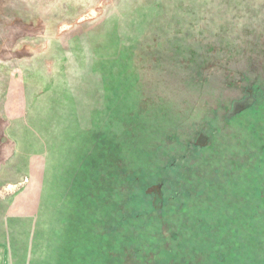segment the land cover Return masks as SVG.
I'll list each match as a JSON object with an SVG mask.
<instances>
[{
  "label": "rangeland",
  "instance_id": "obj_1",
  "mask_svg": "<svg viewBox=\"0 0 264 264\" xmlns=\"http://www.w3.org/2000/svg\"><path fill=\"white\" fill-rule=\"evenodd\" d=\"M263 42L264 0H0V264H106L97 242L90 248L93 241L89 236L95 229L89 214L95 215L94 202L101 199L98 195L106 176L116 173L128 159H120L115 140L130 147L133 164L137 158L142 165L154 161L149 167L159 169L173 162L172 170L162 175L172 183L164 192L170 199L169 208L153 209L149 201L155 200V194L149 201H124L129 206L125 209L129 221L133 209L134 216L142 213L133 221L139 220L143 227L145 219L154 224L160 218L165 239L172 237V227L176 233V224L188 207L194 214L199 209L200 203L198 209L193 208V199L199 202V197L212 199L214 192L222 196L230 191L224 170L233 169L228 161L233 158L223 146V134L228 131L222 129L242 131L247 127L248 114L239 115L253 106L254 100L242 99V88L250 87L251 82L264 85V72L260 80L248 74L252 81L247 73L239 75L241 86L236 88L222 77L220 69L264 66L254 60L255 54L264 58ZM122 62L138 68L140 77L134 85L137 96L129 100L123 95L125 88L118 87L121 71L117 67ZM199 68L206 81L191 78V70ZM171 71L186 78L189 85L171 79ZM214 71L216 75H212ZM155 77L166 81L160 91L152 80ZM172 88L174 94L168 90ZM158 91L173 98L171 102L186 101L189 110L193 105L184 127L177 129L179 141L185 145L189 140L191 145L184 147L177 144L176 137L169 140L149 128L141 132L140 128L153 124L154 120L144 117L159 107ZM214 103L215 113L209 115L208 107ZM120 109L121 116L115 115ZM152 116L159 119L161 115L156 112ZM118 128L129 129L135 138L119 139L122 132ZM149 133L156 144L175 149L169 155L161 157L160 153L148 159L143 147L148 145L145 139ZM210 133L221 144L217 152L225 157L209 161L219 169L213 180L221 185L204 189L203 184L198 186L197 176L211 167L204 168L202 162L212 159ZM235 161L237 169L232 174L248 184L246 175L251 170L244 169L249 165L244 167L243 155ZM135 166L131 164L132 173L144 177V168ZM258 172L252 175L260 176L264 183V170ZM184 174L196 182L189 193L183 191L187 186L183 185ZM105 182L112 185L111 180ZM133 184L126 183L122 191L130 193ZM231 194L227 193L225 200L231 199ZM187 195L191 199L186 200ZM107 197L99 200V205L109 203ZM155 204L161 207L158 199ZM215 208L212 204L210 210L215 212ZM256 210V223L243 224V230L255 229L249 250L257 257L247 259L245 247L238 251L243 264H264V227L258 225L264 204ZM126 227L120 228L124 237ZM132 235L138 233L133 234L130 227ZM111 238L114 240L113 235ZM140 242L120 258L121 264H139L136 253L149 249L143 235Z\"/></svg>",
  "mask_w": 264,
  "mask_h": 264
},
{
  "label": "trees",
  "instance_id": "obj_2",
  "mask_svg": "<svg viewBox=\"0 0 264 264\" xmlns=\"http://www.w3.org/2000/svg\"><path fill=\"white\" fill-rule=\"evenodd\" d=\"M263 25L259 26L260 33H262L261 28ZM263 40H261L262 42ZM264 47V42L261 44ZM262 51V50H261ZM260 53V52H259ZM257 57V60L255 59ZM252 59V58H251ZM255 64H262L264 65V58L259 57V55L255 54L254 56ZM120 66L117 67V70L121 71L118 73V79L119 83L118 87L123 86L124 89V96L125 99H131L133 96L136 97L135 92V83L139 81V73L138 68L132 66L128 63L119 64ZM173 71V70H172ZM170 72L171 73V79L179 78L178 82L182 84L189 85L190 82H184L186 78L179 77L178 72ZM220 72L222 74V77H226L227 81L229 83H233L232 86H236L238 88L239 82L237 81V77L239 75L242 77L243 74H246L248 81H252L253 78L249 77L255 76V80H260L261 75L264 72V66H261L258 68H254L249 66L248 68L241 69L239 66L235 67H224L220 69ZM177 75H176V74ZM201 73H204V70L202 68H199L198 70H191V78L196 80V78H199V80H207V76L201 75ZM217 71H214L212 75H216ZM203 77V78H202ZM155 81L156 85L155 87H158L160 91L161 84L165 83L166 81H159L158 77H155L152 79ZM204 81V82H205ZM184 82V83H183ZM196 83V82H195ZM200 82L196 83L198 85ZM183 87V86H182ZM204 87H206L204 85ZM203 87V89H204ZM209 87H211V83L209 81ZM248 87V86H247ZM250 87L254 90V96H255V102L253 106L246 109V111L241 112L239 116L244 114L245 112L248 114L247 127L244 128V130L240 131L237 130V128H223V130H227L228 133H224L225 137L223 139L224 143L223 146L227 148V151L231 153V156L233 159L228 158V161H230L233 164L232 170H224L227 179V186H231L230 191H225L222 196H217V194L214 192L212 194V197L214 198L210 199L207 195L202 197H199V202H196V200L193 199V208L196 209L197 203H200V207L198 210H195V214L191 211V207H188L187 211H184L181 215L180 223L176 224V233L173 232V227L171 230V238H164L162 235V226L160 224V218L159 222L158 220L154 221V224H151V219L144 220L145 226L143 227V224L140 223L139 220L133 221V219H136L135 217H138L136 214L134 216V209H133V218L132 221L130 217L128 216V211L125 209H128L129 206L127 202H124L126 200L132 199H138L142 201L143 199L149 201L150 196L154 193L155 194V201L158 199V203L161 204V207L159 208L156 206L155 201L151 200V204H153V209L157 211H162L164 208H169V198L164 196V192L172 183L167 182L164 179H162V175L164 172H168L172 170L173 162L172 164L166 163L165 166H161L159 169L150 168V163H155L154 161L145 163V165H142V161L138 158L135 159L134 164L130 162L131 154L129 153V148L124 147V143L114 141L115 145L117 146L119 150V157L120 159H127L122 165H119L118 170L116 173H109L106 176V180H111L112 185L109 186L105 183H103V190L99 193L98 198L94 202V211L95 215H90L92 220V225L94 224V233L93 236H89L90 240L93 241L92 246L90 248H95L97 244L98 251L100 250V255L103 256V261L106 264H121L123 261L120 258H124L125 255L129 252H132L135 250L136 247L141 245L140 238L142 239V235L145 239H147V247L143 251V254L136 253V261L139 262V264H243V260L241 259V255H239L238 251H243V248L246 247V253H244V256L247 259H252L254 257H257L255 255L254 250H249L250 245L254 244L253 238H252V230L255 229L252 228L250 230L249 228H246L247 230H243L244 226L243 224H246L247 222L250 223V225H254L256 223V214H257V208L259 207V204H264V183H262L260 176H254L252 175V172L259 171L262 172L264 170V85H259L252 83L250 84ZM171 93H175L176 89H168ZM158 91V92H159ZM247 88H242L243 95L246 93ZM135 92V93H134ZM130 93V94H129ZM134 93V94H133ZM209 93L208 92V96ZM161 92L158 93V97L156 98L159 100V107L158 105L151 110V112L148 114H144L147 119H150L152 121L151 123L144 128H140L142 133H145L146 131H143L145 128H149L156 133H162L165 135L166 138L169 140L172 139V137H176L177 144H182V146L186 147L191 145L192 141H186V144L184 145L182 142L178 139V130L180 129L179 126L181 125L184 127L183 124L186 123L187 120V114L193 109V105L191 104V110L187 108L186 101L179 103L171 102L173 98L161 96ZM129 96V97H128ZM128 99V100H129ZM205 99H210L209 97H205ZM209 102H207L208 104ZM125 105V104H124ZM215 103L210 104L208 107V114H214ZM159 108V109H158ZM179 109L181 111H179ZM189 111V112H188ZM252 111H254L253 114H250ZM123 111L118 110V112L115 113L117 116H121V113ZM156 112L161 115L158 118L151 117L152 114L156 115ZM174 112V113H173ZM140 114V113H139ZM139 114L136 115L139 117ZM175 115V116H174ZM174 118L172 119V117ZM239 116L235 117L238 118ZM143 117V116H142ZM251 117L257 118L251 122ZM234 118V119H235ZM142 119V118H141ZM226 121V118H224ZM190 119H188L189 122ZM263 121V122H262ZM220 123V121H219ZM221 124V123H220ZM246 124V123H245ZM173 126V127H172ZM224 127V126H223ZM175 128V129H174ZM219 128V127H218ZM174 129V130H173ZM213 128H210V130ZM122 132V136L119 139H125L126 136L131 137L129 129L127 128H118L117 131ZM134 130V129H132ZM221 133V130H219ZM150 135V138H149ZM147 134V138L145 141H148V145L143 147V150L145 151L146 157L149 159V156L151 155H157L161 153L162 156H166L165 154L169 155V152H172L175 147H168L163 143L156 144L153 140V134ZM211 133L209 134L210 138ZM133 136V135H132ZM193 143V142H192ZM198 146V145H197ZM195 147V146H194ZM200 147V146H199ZM209 147L211 148L212 159H203V166L206 168V166H211L208 168V171L211 172H204L205 174L197 176L198 178V186L203 184L204 189L208 188H214L217 185H221V183H217L213 179L217 176H219V169L214 168V164L209 165V161L213 159L222 160V157H225L222 153L219 154L217 151L220 149L221 144H218V141L216 138L213 139L212 135L209 141ZM237 147V148H235ZM196 148V147H195ZM239 148L241 150H239ZM151 149V151H150ZM156 149V151H155ZM149 151V154H148ZM242 154H240V152ZM217 155H220L218 157ZM243 155V164L244 167L246 165H249V168H245L244 170H253L252 172L249 171V174L246 175L248 179V184H243L242 177L236 176L233 173L234 170H236V158L238 156ZM257 155V156H253ZM127 156V158L125 157ZM130 157V158H129ZM154 160V159H153ZM160 161V160H159ZM158 161V162H159ZM170 159L168 160V162ZM171 162V161H170ZM129 163V165L127 164ZM131 164L134 166V168H141L143 167V172H145V176H140L138 178V173L135 172L133 174V167H131ZM137 164L139 166H137ZM176 167L177 164H176ZM194 167L196 169L197 165L194 164ZM147 168V170H146ZM171 168V169H170ZM162 171V173H160ZM209 173V175H208ZM212 173H215L214 175H211ZM211 175V176H210ZM99 175L96 176L99 177ZM210 177V179H208ZM123 178V180H122ZM237 179V182L236 180ZM134 180V181H133ZM128 183H135L138 186L139 192H137V187L135 184H133L134 189L133 191H130L128 193L127 191H122V186ZM253 183V184H252ZM185 189L183 191L189 193L191 192V189L196 188V182H191V177L188 174H184V184L183 185ZM189 185V187H188ZM192 185V186H191ZM195 185V186H194ZM246 185H250L252 187H247ZM254 185V186H253ZM155 186H160L161 189H163L161 193V197L158 196L155 192L150 193L148 190L150 188H154ZM262 186V188H261ZM255 189H254V188ZM109 189H112L109 191ZM109 192H108V191ZM227 193H232L231 199H226ZM108 195L109 203H106L102 201V204L99 205V200H102V198L106 197ZM134 195V196H133ZM191 199L190 196L187 195L186 200ZM214 201H217L215 203ZM212 204H216L217 208H215V212L211 211L210 208ZM188 205V203H187ZM255 205H257L255 207ZM220 206V207H219ZM263 207V205H261ZM128 207V208H127ZM204 208V209H203ZM182 210H184V206L182 207ZM131 211V208H130ZM164 211V210H163ZM226 211V212H225ZM175 214V211L173 212ZM209 214L211 221H207V215ZM142 216V213L140 214ZM139 216V217H140ZM255 216V217H254ZM138 217V218H139ZM185 218V219H184ZM253 218V219H252ZM255 219V222H254ZM261 223L258 225H262L264 227V216H261ZM128 221V223H126ZM146 221V222H145ZM192 222V223H191ZM252 222V224H251ZM127 224L126 231L127 235L126 237L122 236V232L120 231L121 227H124ZM91 225V226H92ZM248 225V224H247ZM111 226V227H109ZM120 226V227H119ZM113 227V228H112ZM130 227L133 231V234L138 233L136 237L130 236ZM111 231L109 233L108 231ZM147 230V232H145ZM125 231V232H126ZM247 232V233H246ZM255 232V231H254ZM246 233V234H244ZM156 234L160 235V238H155ZM113 235L114 240L111 238ZM155 236V237H154ZM239 239V241L236 239ZM95 242H97L95 244ZM99 244V245H98ZM114 245V248L112 247ZM95 250V253L98 251ZM126 250V251H124ZM116 255V256H115ZM120 257H119V256ZM253 255V256H252ZM124 264H128L125 263ZM247 264V263H245ZM250 264V263H248Z\"/></svg>",
  "mask_w": 264,
  "mask_h": 264
},
{
  "label": "flooded vegetation",
  "instance_id": "obj_3",
  "mask_svg": "<svg viewBox=\"0 0 264 264\" xmlns=\"http://www.w3.org/2000/svg\"><path fill=\"white\" fill-rule=\"evenodd\" d=\"M248 98H253V100H254V102H255V96H254V90L251 88V87H248L247 88V91H246V93L242 96V99H248ZM234 106V105H233ZM232 109H233V107H232ZM207 143H208V140L206 141ZM157 190V191H156ZM163 189H161L160 188V186H155L154 188H150L149 190H148V192H150V193H153V192H155L158 196H160L161 195V193L162 192H160V191H162ZM154 194V193H153ZM161 197V196H160ZM155 201V200H154Z\"/></svg>",
  "mask_w": 264,
  "mask_h": 264
},
{
  "label": "water",
  "instance_id": "obj_4",
  "mask_svg": "<svg viewBox=\"0 0 264 264\" xmlns=\"http://www.w3.org/2000/svg\"><path fill=\"white\" fill-rule=\"evenodd\" d=\"M157 191V190H156Z\"/></svg>",
  "mask_w": 264,
  "mask_h": 264
}]
</instances>
